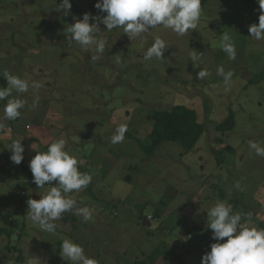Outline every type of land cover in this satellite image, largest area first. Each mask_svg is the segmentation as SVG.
<instances>
[{"label":"rangeland","instance_id":"374dc122","mask_svg":"<svg viewBox=\"0 0 264 264\" xmlns=\"http://www.w3.org/2000/svg\"><path fill=\"white\" fill-rule=\"evenodd\" d=\"M59 3L0 0V87H7L5 73L41 85L9 97L26 100L16 120L3 118L7 98L0 101V229H19L10 246L18 247L23 263L35 257L37 264H70L60 251L62 241L71 239L97 264H130L158 247L172 255L157 254L154 264H202L216 242L207 209L217 201L231 204L233 214H241L244 221L250 214L251 224L260 228L264 157L250 149L249 141L264 146V81L246 84L264 68V40L250 36L249 26L258 22L241 0H209L197 29L183 36L158 26L131 40L123 28L109 32L101 23L98 37L106 40V48L99 54L75 42L70 46L66 33L86 12L106 14L94 7L96 0H71L67 15ZM223 32L235 41L234 60L221 49ZM156 37L168 48L162 58L146 60L144 54ZM193 51L203 54L200 67L190 61ZM221 66L233 72L227 90L217 74ZM201 68L211 75L197 79ZM176 104L196 111L204 126L201 137L188 153L179 143L167 141L152 155L145 154L128 134L145 140L152 127L149 111ZM230 109L234 129L215 130ZM120 124L128 130L123 142L113 145L111 136ZM60 138L77 158L79 171L92 177L87 188L69 194L78 207H89L92 217L85 221L74 210L65 212L49 233L30 221L27 201L58 185L38 189L29 163ZM18 140L28 168L10 159V147ZM215 152L224 159L220 164ZM141 210L154 215L158 224L145 219L141 224ZM8 240L0 235V264H19V253L5 247Z\"/></svg>","mask_w":264,"mask_h":264},{"label":"clouds","instance_id":"9594fccd","mask_svg":"<svg viewBox=\"0 0 264 264\" xmlns=\"http://www.w3.org/2000/svg\"><path fill=\"white\" fill-rule=\"evenodd\" d=\"M257 2L261 9L259 22L249 26V33L251 37L261 41L264 40V0ZM58 5L65 15L70 13L71 0H60ZM94 7L106 14L94 17L86 12L82 19H76L68 26L66 33L70 46L75 42L84 51H95L98 54L103 53L106 48V40L98 37L101 33L99 27L101 23L109 32L123 28V33H126L131 40L141 34L149 33L150 28L155 29L158 26L169 28L178 36H183L190 30L197 29L202 12L201 0H96ZM167 48L165 41L156 37L154 43L145 52L144 58L146 60L153 57L162 58ZM221 49L230 60L236 58L235 41L225 32L222 34ZM202 55L196 51L190 54V61L194 67H200L199 61ZM217 74L223 77L227 90L233 72L230 70L226 72L221 66L217 68ZM210 75V72L201 68L197 73V79H204ZM5 77L7 87H0V101L7 98L3 118L16 120L21 116L20 110L25 107L26 100L9 99V97L14 92L26 93L30 87L39 89L41 85L37 81L30 83L10 73H5ZM38 99L37 97L33 101V106L38 103ZM8 127L12 128L11 125ZM127 130L126 124L117 126L115 134L111 136V143L116 145L123 142ZM249 147L256 155L264 157V146L249 141ZM32 148L37 149L33 145ZM10 149L11 161L19 165L24 158V146L21 140L14 141ZM29 167L33 174V182L38 189H45L47 185H58L47 188L43 195L39 193V199L30 198L27 201V215L33 225L39 226L42 231L54 233L57 227L54 221L60 220L63 213L73 210L85 221L91 219L92 210L87 206L78 207L77 201L69 194L87 188L92 177L79 171L78 160L66 150L65 139L60 138L51 142L45 152L38 151L30 160ZM250 221V214L248 220L244 221L241 214H233L231 204L223 201H217L214 206L208 208L207 224L216 242L212 243L211 250L203 255L202 264H264V228L254 226ZM60 255L70 264H97L94 258L85 254L82 245L71 239L62 241ZM27 264H37V259L29 258Z\"/></svg>","mask_w":264,"mask_h":264},{"label":"trees","instance_id":"16d2710c","mask_svg":"<svg viewBox=\"0 0 264 264\" xmlns=\"http://www.w3.org/2000/svg\"><path fill=\"white\" fill-rule=\"evenodd\" d=\"M208 1L209 0H201L202 10L205 8ZM241 2L244 5L245 9L247 10L248 15H250V17L253 20L259 22V15L261 14V9L259 8L257 0H241ZM263 81H264V68L260 70L255 76L251 77L246 85L260 83ZM148 119L152 123V127L150 126L148 137L145 140H142L137 136H133L130 133H129L130 135L128 134L129 137L134 138V140L138 143L141 151L147 155H152L163 142H167V141L179 143L183 151L185 153H188L193 149V147L201 137L204 130L203 124L200 123L197 118L196 111L182 104H176L167 109H152L148 113ZM235 126H236L235 114L230 109L228 116L220 123L215 124L214 127L215 130L222 133H226L232 131ZM0 131L1 132L3 131L2 127ZM215 154H217L216 156L218 159V164H220L221 161H223L224 159H222L223 157L221 154H218L217 152H215ZM21 164L25 168H28V166H26L23 162ZM7 165L10 166V170L9 168H7V170H9L11 173H15L14 170H16V168L14 167V165H12L11 163ZM18 205L20 206L19 202ZM155 215L157 216L159 214L156 213ZM140 217L142 219L141 224L143 225H144L143 222L144 219L152 220V219H146L147 216L143 215L142 210ZM63 219L66 220V217L63 216ZM153 223L158 224V220L153 221L151 224ZM167 227H170L171 229L173 228L172 224H168ZM8 228L9 229L7 228L0 229V235L5 234L6 237H8L9 239L8 244L5 247H7L10 251L12 250L18 252L19 255L16 256L17 263L24 264L22 261V256H20V250L18 249V247L10 246L11 236H13L14 233L15 234L18 233L19 229H16V227H12V226ZM184 228L187 234L192 233V230L189 228V226L185 225ZM260 228H264L263 222H260ZM168 233L170 234L171 232ZM157 254L163 255L166 258H169L172 255L170 251H163L158 247L155 248V250L152 251L150 256H148L147 258L134 259L130 264H154V259L157 256Z\"/></svg>","mask_w":264,"mask_h":264},{"label":"built area","instance_id":"2783aa9c","mask_svg":"<svg viewBox=\"0 0 264 264\" xmlns=\"http://www.w3.org/2000/svg\"><path fill=\"white\" fill-rule=\"evenodd\" d=\"M9 128H10V127H9ZM147 217H148V219H153V217H152L151 215H148Z\"/></svg>","mask_w":264,"mask_h":264}]
</instances>
